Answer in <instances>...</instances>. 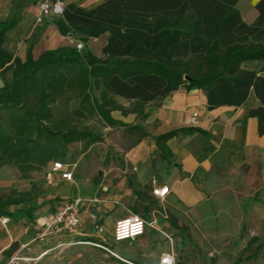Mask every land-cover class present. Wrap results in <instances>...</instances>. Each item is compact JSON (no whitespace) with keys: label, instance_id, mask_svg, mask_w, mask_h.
<instances>
[{"label":"trees","instance_id":"16d2710c","mask_svg":"<svg viewBox=\"0 0 264 264\" xmlns=\"http://www.w3.org/2000/svg\"><path fill=\"white\" fill-rule=\"evenodd\" d=\"M237 1L103 0L89 9L69 4L55 20L59 31L80 33L83 42L107 33L100 54L66 46L45 50L37 59L28 53L24 61L2 46L4 33L13 23L0 20V72L12 68L10 82L0 87V111L16 108L26 116L11 122L12 132L0 127V167L30 165L36 156L45 163L55 155L52 143L66 146L99 140L89 129L61 130L51 122L53 103L67 92L79 97L76 115L96 113L106 125L122 126L137 135L136 141L149 135L143 125L116 119L112 111L135 113L142 120L147 103L180 86L203 90L208 108L240 106L252 92L258 103L248 108L247 116L256 117L257 133L262 135L264 14L247 24L236 8ZM250 60L257 62L256 69L241 66ZM176 133L153 136L163 158L169 153L166 141ZM23 200L24 195L0 197V216L10 215L7 206ZM83 240L93 246L98 243L94 237Z\"/></svg>","mask_w":264,"mask_h":264},{"label":"crops","instance_id":"0c3cea01","mask_svg":"<svg viewBox=\"0 0 264 264\" xmlns=\"http://www.w3.org/2000/svg\"><path fill=\"white\" fill-rule=\"evenodd\" d=\"M36 1L0 0V20L13 23L4 33L2 46L13 57L24 61L29 53L37 59L45 50L75 46L78 42L84 49L100 54L107 33L83 42L80 33L63 34L59 31L55 20L62 15L50 16L35 23ZM102 1L64 0V8L73 4L89 9ZM236 8L242 20L250 24L259 14H264V0H238ZM94 42L100 44L97 51L91 47ZM241 66L254 70L257 62L244 61ZM11 78L12 68L0 72V87L10 82ZM117 99L128 105L124 98ZM257 103L250 92L246 102L240 106L208 108L203 90L180 86L163 98L147 103L142 120L135 113L122 115L118 110L112 111L114 118L126 123L140 122L149 135L139 138L119 158L96 168L98 177L91 179L95 181V190L101 188L105 197L100 202L94 197L95 200L89 202L90 209L81 206V227L75 232L78 235L76 242H88L83 240L90 237L86 228L88 212L96 214L102 225L111 224L112 227L115 220L137 214L151 221L158 231H161L160 227L169 233L179 230L191 239L192 225L187 228L178 221L177 213L184 209L188 210V219L200 221L201 233L206 235V241L210 235L220 237L217 241H221L222 245L216 250L222 253L226 249L223 245L229 241L228 232L223 229L211 231L205 224L211 217L210 204L219 193L233 194L242 174L257 161H264V133L258 135L256 117L247 116L248 108ZM193 112L197 113L196 125L190 121ZM171 130H177V133L166 141L169 153L163 158L153 136ZM54 160L51 158L37 165L33 162L19 166L9 163L0 167V197L4 200L8 196L17 198L24 195L22 202L7 206L12 212L10 215L0 216V264H7L18 251L32 250L30 243L42 228V216L57 203L79 196L77 190L73 191V172L70 181L61 179L58 172L48 174ZM163 185L168 187L163 197L152 193V188ZM248 219L253 226L252 232L239 242V247L233 252L249 249L253 245V251L257 252L260 249L257 246L264 244V200L252 201ZM252 238L255 240L252 241ZM234 259L239 261L241 256L236 254Z\"/></svg>","mask_w":264,"mask_h":264},{"label":"rangeland","instance_id":"374dc122","mask_svg":"<svg viewBox=\"0 0 264 264\" xmlns=\"http://www.w3.org/2000/svg\"><path fill=\"white\" fill-rule=\"evenodd\" d=\"M99 45L98 42L91 43L95 51L99 49ZM78 50L82 53L85 51L83 47ZM119 102L123 103L120 100ZM79 107L77 94L65 93L52 105L51 122L57 124L61 130L69 127L89 129L100 136L99 140L91 143L79 140L66 146L52 143V147L54 145L55 148L52 159H60L69 164V169L74 174L73 191H78L82 205L90 209L89 202L94 201V197H97L98 202L105 197L101 188L95 190L96 184L93 180L99 174L98 171L96 173V168H101L100 165L103 166L119 158L123 151L130 149L136 143L137 135L129 134L122 126L106 125L96 113L90 116L76 115L74 110ZM19 117L26 118L20 109L1 110L2 131L12 132L14 126L11 122ZM32 162L39 164V157L36 156ZM48 166L49 163L46 167ZM93 177L94 179H91ZM254 200H264V161H257L249 171L242 174L240 184L234 189L233 194L220 192L210 204L211 217L205 225L211 231L223 229L228 232L229 241L223 245L226 249L222 253L216 250L217 246L222 245L221 241H217L220 237L210 235V239L206 241V235L201 233L200 221L195 218L193 221L188 219V210L180 209L181 212L177 211V215L181 224L187 228L188 225H192L191 239L179 230L169 233L168 230L160 227V230L164 231L161 233L152 224L147 226L144 235L129 242L113 241L111 224L103 225L104 231L97 233L92 225L91 212H88L86 228L90 237L97 239L98 243L92 244L99 247L90 245L89 242L86 244L76 242L78 235L75 232L81 227L78 226L73 232L33 239L30 243L32 250L18 251V254L14 255L7 264H158L160 257L165 254H172L174 264H264V244L257 246L260 248L257 252L253 251L255 245L246 250L233 252L239 247V242L252 232L253 226L248 217ZM254 253H257L256 257H252ZM236 254L241 256V260L234 259Z\"/></svg>","mask_w":264,"mask_h":264},{"label":"built area","instance_id":"2783aa9c","mask_svg":"<svg viewBox=\"0 0 264 264\" xmlns=\"http://www.w3.org/2000/svg\"><path fill=\"white\" fill-rule=\"evenodd\" d=\"M36 9L35 23H40L50 16L62 15L64 0H37ZM75 46L79 49L82 47V44L78 42ZM190 121L193 125L198 123L196 112L192 113ZM51 172H58L59 177L63 180L70 181L73 177L69 164L61 160H54L52 162L48 174ZM167 191L168 187L166 185L152 188V193L159 197H163ZM81 206L82 199L79 196L57 203L51 211L42 216L43 225L35 238L43 239L47 236L75 231L81 223ZM91 219L96 232L102 233L104 227L98 221L96 214L91 213ZM148 225H152V222L137 214H130L127 217L119 218L113 223L111 230L112 239L115 242L131 241L143 235ZM158 264H174L172 254L162 255Z\"/></svg>","mask_w":264,"mask_h":264}]
</instances>
